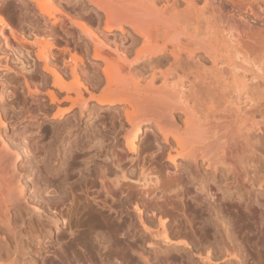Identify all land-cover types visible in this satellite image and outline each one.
Returning <instances> with one entry per match:
<instances>
[{"label": "bare ground", "instance_id": "obj_1", "mask_svg": "<svg viewBox=\"0 0 264 264\" xmlns=\"http://www.w3.org/2000/svg\"><path fill=\"white\" fill-rule=\"evenodd\" d=\"M29 1L53 34L77 37L73 43L65 40L61 50L69 58L63 65L51 62V41L36 43L38 61L54 77L48 95L57 102V94L65 92L64 102L70 104V112L57 108L59 115L52 121L61 124L66 114L83 112L94 101L92 113L113 114L107 132L113 140L119 139L117 133L123 137V154H115L118 147L113 146V162H94L93 168L80 172L82 180L71 184L76 162H62L64 180L55 185L59 196L35 206L24 183L31 177L35 187L31 148L17 127L35 130L39 91L24 78V84L16 85L21 89L16 104L5 108L0 99V264H21L31 247L39 245L42 229L50 233L53 225L58 228L65 211L72 233V219L84 206L79 200L88 201L91 195L100 208L91 219L109 213L102 217L103 248L80 234L70 246H61L53 264L182 263V257L178 263L177 257L168 256L170 251H197L201 264H247L248 254L234 241L228 216L234 208L239 219L247 214L256 219L257 209L250 204L256 193L264 194L263 130L258 122L264 120V0H86L94 13L84 9L75 15L53 0ZM89 71L95 72V81ZM144 129L151 135L139 145ZM69 146L71 151L72 142ZM129 156L132 162H166L174 169L166 180L155 176L161 195L157 200H146V192L126 186L130 179L122 167ZM40 180L53 186L52 179ZM210 183L222 188L230 203L207 199ZM184 199L189 202L175 233L173 214ZM196 219L201 225L197 233H216L205 253ZM183 224L198 240L195 246L181 238ZM138 235L148 240L140 252L133 242Z\"/></svg>", "mask_w": 264, "mask_h": 264}, {"label": "rangeland", "instance_id": "obj_2", "mask_svg": "<svg viewBox=\"0 0 264 264\" xmlns=\"http://www.w3.org/2000/svg\"><path fill=\"white\" fill-rule=\"evenodd\" d=\"M53 3L56 5L60 4L59 7L71 15L84 11V9L93 14V10H95L94 6L88 4L86 0H53ZM1 21L5 22L6 25H3ZM69 28L71 30H77L73 25H70ZM0 30H4V35L0 31V99L3 100L4 107L9 108L13 103L16 104L19 100L21 89L17 86L20 82L24 84L25 79H29V82L31 81L35 84V92L39 91V99L35 102V130L34 128H30V126L24 127L23 124L17 125V128L20 129V136L23 135L27 146L29 145L28 148H31L29 157L33 160L32 163L35 166V187H33V180L31 177L24 181V183H27L28 198L30 203H34L35 206H42L43 199L53 202L60 194V190H57L55 185H58L64 180L63 168L61 167L62 162H76L74 163L75 166H72L73 172L70 175L71 180L68 182L69 184L77 179L82 180V174H80V172H85L87 169L90 170L93 168L94 162L97 164H101L102 162H113V159H115L112 155L114 153L112 152L114 149L113 146L118 147L115 149V154H121L124 139L118 133V141L113 140V138L109 136L107 131L110 129V120L113 114H108L106 112L92 113V108L95 104L94 101H90L82 110L83 112L75 109L69 115L66 114V112L71 111L70 104L69 102H64V96H66L65 92L57 94V102L52 101L47 93V89L54 90L52 88L54 77L51 73L44 70V65L37 59V41H51L54 45L51 62L58 61L63 65L64 58H69V55L61 50L66 46L65 40H69L73 43L74 39H77L76 36L65 34L59 31V29L58 34H53L50 29V23L38 19L35 3L29 0L24 2H20L19 0H0ZM78 42L85 43V40L80 39ZM88 75L95 81L96 75L94 71H89ZM248 75L251 77V74ZM263 75L264 74H261V76ZM17 81L19 82L16 83ZM15 86L17 88H15ZM262 90H264V88H262L261 91ZM99 91H101V89H99ZM30 106H32V103H30ZM59 107L65 110V114L68 115L61 124L52 121L54 117L59 115L57 112V108ZM258 122L262 124H260V127L261 130H263L262 136L264 138V120L260 119L259 121L258 119ZM12 129V125H10L8 130L10 135L13 132ZM144 130L139 145L144 144L147 140V134L151 135L150 130ZM69 132H72L71 135ZM263 138L260 172L264 179ZM70 142L73 144L71 151H69ZM70 152L72 153L73 160L69 158ZM131 160H133L131 156L123 160L124 164L122 168L125 169L130 179L126 181V186L133 189L136 193L146 192V200H157L161 195L156 191L158 187L155 176H159L161 180H166L168 176L174 173V169L170 168L166 162H161L159 164L141 162L139 164V162H132ZM143 165L145 166V177L143 176L144 171H141ZM26 171H30L29 165H26ZM40 179L54 180L53 186H46ZM113 179H115V177H113ZM210 186H212V191L207 194V199L212 200L214 203L220 200L229 202L228 199L222 196V188L219 187L220 190H218L219 188L213 183H210ZM197 190L196 186L193 187V192H197ZM209 196L210 198H208ZM92 197L93 195H91L88 201L85 200V197L79 200L81 205L83 204L85 208L83 206L80 209V214L77 217H73L72 233L67 225L68 217L67 211H65L63 221L58 228L53 225L50 233L46 232L48 230L42 229L44 234L39 239V245L34 244L31 247L28 252L29 254L24 257L21 264L55 263L58 261L61 246H70L73 238L80 234L85 236L88 241L95 239L96 242H98L99 249L103 248L104 236L102 230L105 229L106 224L102 217L107 216L109 213H104L92 220V215L95 212L94 209L100 210V208L92 202ZM183 201L184 203L178 206V211H173L175 213L173 217L174 215L175 217L173 218L172 224L174 225L173 230L175 233L177 231L176 227L182 224L183 217L181 213H183V210L185 211V204L189 202V199H184ZM231 203L234 204L235 202ZM250 205L255 208V210L257 209V220L255 217H250L251 215L249 214L241 220L237 217V211L233 208L231 209L232 214L228 216L232 221L231 231L236 244L248 254L247 264H264V240L261 238L264 235L263 230L261 232V229L264 228V194L256 193ZM134 216L135 212L131 211L129 217L133 218ZM113 218L116 219L115 222L117 224L122 223L119 218H116V215H113ZM198 220L199 219H196L195 221V231L201 227ZM182 227V233L184 235L182 234L181 238L192 246H195L198 240L195 235H193L191 228L189 226H184V224ZM197 232L198 231H196V233ZM215 234L213 230H210L204 234V236H202L201 233H197L199 238L201 237L200 242L202 243L200 244L204 249V253L208 247L215 243ZM118 238L121 239L123 237L119 235ZM147 241L146 239L142 240L140 235L136 236L133 242L136 243L135 249L137 252H140L143 246L146 247ZM102 250L104 253L105 249ZM79 252L81 255L83 254L82 251ZM196 252H193L194 254L191 251L187 254L184 252L177 254L170 251L168 256L177 257L178 263H180V258L182 257L183 261L181 260L182 263L180 264H201L198 259L199 254ZM134 253L135 254H132L133 259L136 258L137 254L136 252ZM188 255L191 256V260ZM218 263L222 264V261L219 260Z\"/></svg>", "mask_w": 264, "mask_h": 264}]
</instances>
